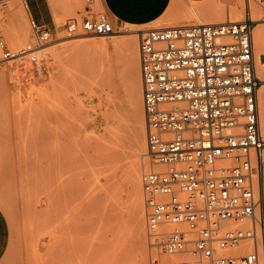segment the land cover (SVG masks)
<instances>
[{"label":"rangeland","instance_id":"374dc122","mask_svg":"<svg viewBox=\"0 0 264 264\" xmlns=\"http://www.w3.org/2000/svg\"><path fill=\"white\" fill-rule=\"evenodd\" d=\"M42 1H30L37 14ZM47 1L53 34L38 52L43 69L0 52V264L176 260L148 235L142 186L138 215L133 204L130 169L140 163L143 174L150 164L147 148L140 150L145 115L142 103L141 124L129 90L130 55L95 42L110 43V36L68 32L71 21L92 15L87 0ZM22 4L12 0L0 15V36L14 51L34 43ZM93 8L105 12L101 0ZM249 9L261 11L264 26V0H172L152 25L115 30L124 39L153 27L241 21Z\"/></svg>","mask_w":264,"mask_h":264},{"label":"built area","instance_id":"2783aa9c","mask_svg":"<svg viewBox=\"0 0 264 264\" xmlns=\"http://www.w3.org/2000/svg\"><path fill=\"white\" fill-rule=\"evenodd\" d=\"M11 0H0V15ZM68 24L78 32H116L105 12ZM34 43L12 50L0 36L1 59L39 73L38 52L53 29L23 0ZM241 21L141 30L147 156L141 176L146 228L176 260L156 264H264V137L260 127L253 28ZM264 19V17H263Z\"/></svg>","mask_w":264,"mask_h":264},{"label":"bare ground","instance_id":"6f19581e","mask_svg":"<svg viewBox=\"0 0 264 264\" xmlns=\"http://www.w3.org/2000/svg\"><path fill=\"white\" fill-rule=\"evenodd\" d=\"M12 1V0H11ZM22 3V2H21ZM102 3V1H101ZM103 4V3H102ZM23 8L25 9L28 16V11L25 8L24 4ZM199 7L198 9L192 8L190 13H197L196 10L201 11L202 7ZM238 8H234L233 13H238ZM251 14V13H250ZM253 18L257 21V25L253 28V44H254V53H255V66L256 71L261 79V85L259 87L258 91V100H260V120H261V132L264 137V26L261 22L262 20V13L259 10L252 11L251 18ZM252 18V19H253ZM253 19V20H254ZM254 20V21H255ZM121 31H116L112 35H110V43H106L104 41H95L97 45H100V47H104L105 49H109L112 47L114 50L117 51H127L130 55L129 66V90L131 93V96L133 97V100L135 102V105L137 106L138 111V119L140 123L142 124L143 120V109H142V103H143V95H142V79H141V73L136 67L137 59L139 57V48H138V40L137 36L139 34H135L133 37H124V39H119L118 34ZM138 33V32H137ZM25 35H22V39H24ZM129 36V35H128ZM103 40V39H102ZM109 42V41H108ZM99 47V48H100ZM100 48V49H101ZM143 138V137H142ZM141 138V139H142ZM140 141V140H139ZM147 148L146 140L142 139V142H140V150L144 151ZM132 167V166H131ZM130 177L128 178L129 182L132 186V198H133V204L136 208L137 215L142 210V198H141V176H142V167L140 163L133 165V167L130 169ZM144 170V169H143ZM144 172V171H143ZM137 217V216H136Z\"/></svg>","mask_w":264,"mask_h":264},{"label":"crops","instance_id":"0c3cea01","mask_svg":"<svg viewBox=\"0 0 264 264\" xmlns=\"http://www.w3.org/2000/svg\"><path fill=\"white\" fill-rule=\"evenodd\" d=\"M31 0H28L31 14L34 19L43 25L53 29L51 17L49 16V3L47 0L42 1V14L34 12L31 6ZM102 6L109 19L120 27L122 25L148 27L158 21L168 10L172 0H101ZM38 6V5H37ZM14 14L15 12L12 11ZM16 14V13H15ZM14 37L22 40V35L16 33L14 29Z\"/></svg>","mask_w":264,"mask_h":264}]
</instances>
